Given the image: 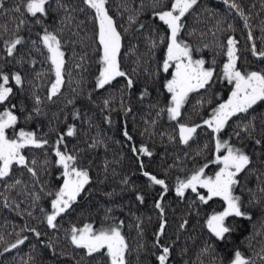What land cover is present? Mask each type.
Instances as JSON below:
<instances>
[{"label": "trees", "instance_id": "1", "mask_svg": "<svg viewBox=\"0 0 264 264\" xmlns=\"http://www.w3.org/2000/svg\"><path fill=\"white\" fill-rule=\"evenodd\" d=\"M19 0H6L5 7L12 9ZM78 8L85 7L82 0H70ZM167 5L170 0H163ZM243 8L245 15L249 17V25L256 38L257 49L264 47L259 39L262 35L261 25L264 24V0H236ZM159 4V0H109L110 14L120 26L124 35V46L121 50V68L128 72L135 80V87L123 89L124 78H117L111 86L104 89L95 88V78L98 75L99 56L98 44L95 40V25L90 19L91 10L83 13H74L75 21L64 27L61 33L65 42V83L61 94L54 97L52 101L47 100L50 81L54 74L49 70L50 62L47 61V50L39 44L38 33L41 26H32L31 31L23 28L20 32L26 43L18 48V55L23 57V64H18L15 59L5 56L3 41L13 35L14 23L11 12L0 15V26H7L8 31L0 27V66L6 71H20L24 77L23 86H17L10 81L14 87V95L11 103L17 107L14 109L18 116L17 126L9 129V136H14L20 128L25 131H35L37 136L49 140V146L44 149L28 148L25 155L29 161H37L34 166L38 173L39 182L22 166L13 167V175L7 183L21 180L22 183L15 188H5L4 181H0V235L4 242H0V264H96L97 258H85L83 251L75 249L69 242L66 232L72 225L82 227L84 223H92L94 227H100L106 221V215L114 218L117 222L123 220V232L127 236L130 246L134 250L129 259L131 264H158L154 252L158 250L153 246L155 234L159 230L161 221L160 212L154 207L159 198L162 188L151 184L147 177L142 175L147 170L156 174L158 178L165 179L169 185V192L165 194L162 201L167 221L165 233L161 237V243L171 244L172 251L169 264H226L234 249L245 253L246 257H255L259 253L261 241H264V194L257 191L258 187H264V167H260L258 160L260 153L264 152V146L255 145L248 139L242 129L236 125L244 120V115L233 118L225 129L222 138L231 137V142L238 146L243 143L246 151L253 155V168L255 172L242 174L243 187H237V194H241L244 208L252 214V218L229 217L226 223L234 231L224 241L213 237L206 227V219L213 212L223 211L225 202L214 197L206 204L196 198V194L190 190L186 191L185 197L180 198L174 191L177 178L184 179L190 174L189 170L194 166H201L214 160V144L212 143L210 130L199 129L198 135L189 145H182L176 141H170L169 135H175V122L169 121L167 114L157 116L160 108L166 107L170 98L163 87L171 76L160 70L162 59L165 54V46L158 43L159 35H166L167 26L152 15L153 5ZM53 8L55 3L53 2ZM155 10H159L157 7ZM138 13V14H137ZM64 15L53 14L47 21L49 30L59 28L58 20ZM130 15L137 17V22L129 24ZM84 23L80 28L76 24ZM146 27L140 29L139 24ZM232 27L229 28L228 26ZM128 31L125 32L124 30ZM191 33V35L189 34ZM234 36L238 40L240 59L238 66L244 70H264V60L253 56L248 41V28L245 27L244 19L234 10L230 9L223 0H199L198 6L184 19V29L180 38L186 40L199 51L194 58L203 57L209 65L213 59L216 61V82L209 92L201 90L192 93L189 102L182 110L184 120L200 123L201 118H206L211 107L222 102L231 93L232 84L222 78V66L226 57L220 54L218 45L226 43L228 36ZM149 36L157 40V46L151 47ZM32 41H37L33 48ZM207 45L208 47H204ZM135 51H130L131 47ZM84 57L81 60L80 57ZM82 67L77 68L76 65ZM137 69L133 72V69ZM37 73L42 74L39 78ZM147 88L148 95L141 99L140 94ZM123 89V90H122ZM33 94L41 98L39 105L41 114L33 112ZM110 99L108 109L104 108L103 101ZM71 100L73 103L69 104ZM198 100H203L201 106L195 107ZM208 100L212 103L209 105ZM123 104V106H122ZM155 105V107H153ZM10 107L5 103L0 105V111ZM23 107V111H21ZM130 107L131 112L125 111ZM255 114L264 113V103L255 106ZM79 111V118L74 119L73 113ZM31 114V119L26 117ZM105 117L110 118L109 120ZM67 118V119H66ZM155 121L152 124L151 121ZM67 124H75L77 134L67 137L64 144L67 151L78 154L81 167L88 168L91 183L86 186L87 191L78 199L73 209L59 219L60 227L57 230L47 228L40 223L41 213L39 207L50 208V198L46 195L48 190L57 189L62 183V169L55 164V156L51 151V145L58 135L66 131ZM127 130L133 137L129 141L124 135ZM234 130L241 131L239 139L235 137ZM259 138L262 133L256 131ZM92 138L102 141L99 146L92 148ZM147 145L153 152L151 157L137 155L131 150L133 146ZM208 147L205 148L204 146ZM45 160L48 161L45 164ZM143 161L145 168H140L139 161ZM218 166L209 163L205 169L208 175L214 174ZM259 177V178H258ZM129 179L130 183L125 186L123 179ZM44 186V191L41 190ZM248 189H252L257 197V202L249 204L251 196ZM200 191L205 192L204 189ZM39 193L42 199L37 207L32 206L31 193ZM106 193H113L111 196ZM136 193L144 195V203L136 200ZM15 202L19 209L13 211L5 208L4 203ZM196 201L195 207L190 208L192 201ZM14 206V205H13ZM112 209L109 213L107 210ZM28 212L33 215L29 216ZM19 213V214H18ZM199 213V214H197ZM139 222L143 229V235L138 234L136 224ZM184 219L188 224L184 229L180 224ZM37 227L42 233L45 242H51L56 246V255H53L41 244L35 236L26 229ZM28 236V240L17 249L8 253L3 252L6 243H13L17 234ZM143 245L139 255L135 249ZM206 245L211 246L214 251L202 252ZM35 246V247H33ZM65 253L60 255L59 253ZM31 258V259H30ZM256 264H264L259 257Z\"/></svg>", "mask_w": 264, "mask_h": 264}, {"label": "snow or ice", "instance_id": "2", "mask_svg": "<svg viewBox=\"0 0 264 264\" xmlns=\"http://www.w3.org/2000/svg\"><path fill=\"white\" fill-rule=\"evenodd\" d=\"M6 0H0V15L11 12L13 14V23L15 25L13 35L10 39L3 41L5 56L15 59L18 64H23V57L18 55V48L26 43L24 36L20 34L23 28H28L31 31L32 26H41V32L38 33L39 44L47 50V61L50 62V71L54 74V79L50 81L48 89L47 100L52 101L54 97L61 94L62 86L65 83V51L63 50L64 41L62 40L61 33L64 27L72 24L76 17L74 13L77 11L83 13L91 10L90 19L95 25V40L98 44L99 56V69L98 75L95 78V88L104 89L106 86H111L117 78H124L125 84L123 89H132L135 87L134 78L121 68V50L124 46V35L119 30L120 26L110 14L109 0H82L85 7H77L71 3L70 0H19L12 9L5 7ZM53 2L55 7L53 8ZM230 9H234L245 22V27L248 28L247 39L251 42L250 51L253 56L264 60V47L257 49L256 38L253 35L251 26L249 25V17L241 5L236 0H223ZM199 0H170L169 4H165L163 0H159V4L153 5L152 15L157 17L167 26L166 35H159L158 43L165 46V54L162 59L160 70L164 73H169L171 78L167 79L163 87L166 89L170 98L166 107H162L157 112V116L163 113L167 114L168 120L175 122V135H169L170 141H176L182 145H189L190 141H194L198 135L199 129L210 130L212 143L214 144V160H210L201 166H194L189 170L188 175L184 179L177 178L174 186L176 195L184 198L186 191L190 190L196 194V198L202 202L207 203L214 197H219L225 202L223 211L213 212L205 221L207 229L219 241H224L230 236L234 229L226 223L229 217H247L252 218V214L244 208V201L241 194H237V187H243L242 174L255 172L252 166L254 164L253 155L246 151L243 143L239 146L231 142V137L223 139L222 135L225 129L229 126V122L233 118L244 115V120L236 125L237 129H242L247 134L249 140L255 145L264 146V113L255 114L259 103H264V70H242L238 66L240 59V49L238 48V40L234 36H228L226 43L218 45L220 54L226 57L222 66V78L229 84H232V90L227 99L223 102L211 107V111L207 114L206 118H201L200 123L192 122L191 120H184L183 109L189 102V96L192 93H199L201 90L209 92L216 82V61L212 60L211 65L207 63L205 58H194V54L199 51L194 48L186 40L180 38L181 32L184 29V19L190 14ZM159 7V10H155ZM63 11L64 15L59 18V28L49 30L47 21L53 14L59 16ZM138 14V13H137ZM129 24L136 23L137 17L130 15L128 17ZM80 21L76 24L80 28L83 24ZM6 32L7 26H0ZM140 29L146 26L143 23L139 24ZM229 28L232 26L229 25ZM125 32L128 30L125 29ZM261 40L264 45V24L261 25ZM191 35V33H189ZM151 47L157 46V40L148 37ZM36 51H40L37 41L31 42ZM204 47H208L204 45ZM130 51H135V47H131ZM84 60V57H80ZM77 68L82 67L81 64L76 65ZM137 69H133L136 72ZM42 74L37 73L39 78ZM10 81H14L17 86H23L24 77L20 71L10 72L6 71L3 66H0V105L5 103L10 107H5L0 111V181H4L5 188H15L21 184L22 181L17 179L12 183H7L13 175L14 166H22L27 170L31 176L38 180V173L34 167L37 163L35 159L29 161L25 155V149L38 148L44 149L49 146V140L37 136L35 131H25L20 128L18 133L14 136H9L8 130L14 129L17 126L18 116L15 114L14 109L17 107L11 103V97L14 95V87L10 86ZM122 89V90H123ZM148 95L147 88L140 94L141 99ZM34 106L33 112L36 115L41 114L39 105L42 103L38 95L33 94ZM204 101L198 100L195 107L202 105ZM69 104L73 101L69 100ZM207 103L211 105L212 101L208 100ZM104 108L108 109L110 106V99L103 101ZM123 106V104H122ZM155 107V105L153 106ZM21 107V111H23ZM125 111L130 113L131 108L125 107ZM79 111L73 113V118H79ZM29 114L26 119H31ZM67 119V118H66ZM109 120V117H105ZM155 124V121H151ZM66 131L60 133L51 145V151L55 156V164L62 169L61 177L62 183L55 190H48L46 195L50 198V208L45 209L39 207L41 213L40 223L44 224L47 228L57 230L59 219L68 214L78 202V199L87 191V187L91 183L90 171L88 168L81 167L79 164L78 154H73L67 151L64 141L67 137H72L77 134L75 124H67ZM259 129L262 135L258 138L256 131ZM237 139L241 136V131L234 130ZM123 135L132 141L133 137L129 135L127 130H124ZM90 147L95 148L103 142L92 138ZM205 148L208 146L205 145ZM133 153L151 157L153 152L147 145L139 147L133 146ZM48 161L45 160V164ZM209 163H214L218 166V170L213 175H208L205 171ZM260 167H264V152L260 153L258 160ZM140 168H145L143 161H139ZM142 175L147 177L148 181L153 185H159L162 192L156 200L154 207L159 210L161 221L159 230L155 234L154 247L158 250L153 253L158 264H169L172 245L161 243V237L165 233L167 221L164 219L165 208L162 203L165 194L169 192V185L165 179L158 178L156 174L145 170ZM264 175V173H261ZM259 178V177H258ZM122 183L127 186L130 181L125 178ZM201 189L206 192L200 191ZM44 191V186L41 188ZM257 191L264 194V187H258ZM251 196L249 204L256 203L257 197L252 189H248ZM32 206H38V202L42 199L39 193H31ZM105 195L111 196L113 193H106ZM136 200L139 203H144L145 197L141 193H136ZM196 201H192L189 205L194 208ZM14 205V206H13ZM5 208H10L13 211L19 209V204L4 203ZM109 213L112 209L107 210ZM264 212V209H261ZM19 214V213H18ZM199 214V213H197ZM32 216V212H28ZM108 223L100 227H94L92 223H84L82 227L72 225L67 230L66 235L69 242L75 249L81 250L85 258H97L96 264H131L130 255L134 251L130 246L127 236L123 232L124 221H116L114 218L106 215ZM138 222L136 228L140 236L143 235V229L137 218ZM188 224V220L184 219L180 224V228L184 229ZM25 229L32 233L35 238L49 250L53 255H56V246L51 242H45L41 239L45 233L38 230L37 227H28L25 225L21 229V233ZM28 240V236L17 234V239L13 243H6L3 248L4 253L17 249L18 246L23 245ZM0 242H4V237L0 235ZM259 253L255 257H259L264 262V241H261ZM35 247V246H33ZM143 245H139L135 251L139 255L143 250ZM214 251L211 246L206 245L202 252ZM60 255H65L61 252ZM2 255V253H0ZM255 257H246L239 249H234L232 255L228 258L226 264H256ZM31 259V258H30ZM28 264V262H26ZM55 264V262H54ZM79 264V262H77ZM215 264V259L213 261Z\"/></svg>", "mask_w": 264, "mask_h": 264}, {"label": "rangeland", "instance_id": "3", "mask_svg": "<svg viewBox=\"0 0 264 264\" xmlns=\"http://www.w3.org/2000/svg\"><path fill=\"white\" fill-rule=\"evenodd\" d=\"M229 95H230V94H229ZM227 97H228V96H226V99H227ZM226 99H224V100H226ZM224 100H223V101H224ZM223 101H222V102H223ZM217 170H218V169H217ZM212 175H213V174H212ZM205 192H206V190H205ZM225 206H226V205H225Z\"/></svg>", "mask_w": 264, "mask_h": 264}]
</instances>
